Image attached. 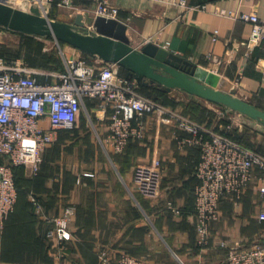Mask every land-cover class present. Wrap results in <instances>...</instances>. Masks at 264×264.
<instances>
[{
  "label": "crops",
  "instance_id": "1",
  "mask_svg": "<svg viewBox=\"0 0 264 264\" xmlns=\"http://www.w3.org/2000/svg\"><path fill=\"white\" fill-rule=\"evenodd\" d=\"M177 2L110 0L119 8L118 20L128 26L134 48L141 49L153 37L160 47L217 75L224 90L264 109V40L252 43L251 24L221 14L256 12L264 22V0H186L184 7ZM69 46L68 60L84 59L98 68L105 63ZM141 122L144 138L120 154L111 148L113 158L100 157L97 149L68 147L70 135L79 130V117L74 130L60 132L45 150L41 172L19 194L15 211L0 229V264H99L98 249L109 251L113 260L129 253L154 264H226L229 248L250 247L263 239L264 223L258 220L261 198L254 189L257 177L240 200L221 202L211 243L200 248L194 209L199 150L178 147L185 132L175 122L153 114ZM104 134L108 137L109 131ZM156 160L161 163L159 195L142 197L134 192L135 170ZM33 193L41 211L30 201ZM68 206L76 207L71 240L62 244L47 239V219L60 216ZM222 242L229 246H221Z\"/></svg>",
  "mask_w": 264,
  "mask_h": 264
},
{
  "label": "built area",
  "instance_id": "2",
  "mask_svg": "<svg viewBox=\"0 0 264 264\" xmlns=\"http://www.w3.org/2000/svg\"><path fill=\"white\" fill-rule=\"evenodd\" d=\"M0 1L16 7L35 5L50 19L54 8L57 13L68 11L71 17L81 14L86 23L84 31L88 33H95L96 17L118 19L120 13L110 0ZM177 3L186 6V0ZM221 14L251 24L252 43L259 44L264 40V22L256 12L222 11ZM87 16L92 17L88 22ZM146 42L154 43L155 40L150 37ZM88 98L98 99L100 109L110 115L107 142L116 153H123L131 140L144 138L141 119L155 113L164 121H176L184 130V137L178 140L180 149H200V162L195 172L198 184L194 193L200 248L205 249L211 243L212 225L220 219L221 202L224 199L240 200L257 177L261 198L258 220L264 222V155L260 152L226 134L181 118L176 112L145 97L138 89V82L122 75L115 63H104L98 68L84 59H69L65 72H55L33 68L22 59L7 60L0 56V229L15 211L19 198L14 168L24 167L37 176L41 172L45 150L59 139L61 131L74 129L78 112ZM160 178L159 160L139 166L134 174L140 194L150 199L159 195ZM30 198L37 211H41L37 197L31 194ZM75 214L76 207L68 206L60 216L47 219L52 224L47 238L62 244L71 240L70 225ZM221 246L229 245L222 242ZM97 256L99 264H154L148 258L128 253L113 260L105 249H98ZM226 264H264V238L250 247L229 248Z\"/></svg>",
  "mask_w": 264,
  "mask_h": 264
},
{
  "label": "water",
  "instance_id": "3",
  "mask_svg": "<svg viewBox=\"0 0 264 264\" xmlns=\"http://www.w3.org/2000/svg\"><path fill=\"white\" fill-rule=\"evenodd\" d=\"M95 33L84 31V17L73 22L45 17L35 5L14 6L0 1V30L51 38L115 63L128 71L127 77L146 86L158 84L167 91L174 89L222 105L249 119L264 123V110L242 99L235 92L219 86V77L197 67L155 43L134 48L127 35L128 26L118 20L96 17Z\"/></svg>",
  "mask_w": 264,
  "mask_h": 264
},
{
  "label": "rangeland",
  "instance_id": "4",
  "mask_svg": "<svg viewBox=\"0 0 264 264\" xmlns=\"http://www.w3.org/2000/svg\"><path fill=\"white\" fill-rule=\"evenodd\" d=\"M74 19L75 16L71 17L66 10L60 11L58 16V20L65 22H73ZM91 19L92 17L87 16L86 21L88 22ZM69 47L71 48V46ZM67 48L68 45L61 43L58 44L53 39L50 40L35 37L34 39L30 40L22 37L19 34L0 31V56L4 54L5 57H12L13 55H16L15 52L27 54V62L34 63L35 66L33 65V67H36V65H39V63L44 65L48 64L46 65L47 67L50 65L53 67V64H55L53 63V60L55 61L57 59L60 60V64L62 63L63 67L66 66V61L68 59L65 54V50ZM38 51L42 54L39 57L37 56ZM221 87L224 86L222 85ZM143 95L154 100L151 96H147L145 94ZM171 97L176 102L175 106L163 104L156 100L154 101H156L161 106L176 112L179 117L189 119L201 127H206L207 129H210L214 132L223 133L232 137L241 136V140L246 146L257 148L260 153L264 155V124L254 120L249 121L246 118H241L237 113L229 110L228 113L224 115L222 114L224 112L223 108L216 107L215 105L204 101L201 102L202 106L196 105L194 103L195 101H189L185 94H175ZM91 100L93 101V104L90 109L88 106V101L85 102L84 107L81 109L82 111L77 127L79 130L76 132L74 131L70 135L68 147H70L72 151L74 149H85V151L97 149V152L95 153H99L100 157H106L105 154H107L110 158L111 156L113 158L115 154L111 150V147L106 140V134H104V132L107 131L110 133V115L105 114L100 109V101L98 99ZM153 115L162 120V117H159L157 113ZM171 122L176 123V121ZM77 150L75 151L77 153L74 152V156L78 154ZM70 154H72L71 151ZM72 162H74L73 159ZM21 177H23L25 180L23 181V188L27 190L30 187L28 182L36 176H33L29 171H24L23 174L17 178L19 179ZM254 189L258 192V189ZM134 192L142 196L138 188H134ZM261 227L264 238V224Z\"/></svg>",
  "mask_w": 264,
  "mask_h": 264
},
{
  "label": "trees",
  "instance_id": "5",
  "mask_svg": "<svg viewBox=\"0 0 264 264\" xmlns=\"http://www.w3.org/2000/svg\"><path fill=\"white\" fill-rule=\"evenodd\" d=\"M58 16H59V13H57V9L54 8L53 11H52V13H51V18L54 19V20H58ZM15 34H19L22 37H24L26 39H30V40H32V39L35 38V36H29V35H26V34H23V33H15ZM44 39H50V40H52L51 38H44ZM61 44H64V43H61ZM15 53H16V55H13L12 57H5L4 54L1 55V57L5 58L7 60H16V59H21L22 58V60L25 61L29 66L33 67L34 63H28L27 62V57H26L27 54H22V53H17V52H15ZM40 55H42V54L38 51L37 52V56L39 57ZM53 63H55V64H53V67H52V65H50L51 67L50 66L47 67L46 65H48V64L44 65V64H40L39 63V65H36V67H33V68L42 69V70H48V71L50 70V71H55V72H65L66 71V66L63 67L62 66V63L60 64V60H58V59L55 60V61L53 60ZM48 68H50V69H48ZM121 74L127 77L128 72L126 70L125 71L123 70L121 72ZM39 79L40 80H44L43 77H39ZM148 86H150L152 88H149ZM148 86L146 87L144 84L138 83V89H139L140 92H142L143 94H145L147 96H151L154 100L159 101V102H161L163 104H168V105H171V106H175L176 105V102L171 97L172 95H175V94H185V96L188 97L189 101H195L194 103L196 105H199V106H202V104H201L202 101H204V102L206 101V100L201 99L199 97H196V96H193V95H189L187 93H184L183 91H180V90L174 89L172 91H167L163 87L159 86L158 84L148 85ZM86 101H88V106H89V109H90L91 106H92V104H93V101L90 98H88ZM213 105H215L217 107H220V108H223L224 111H228V108H226V107H224L222 105H217V104H213ZM260 109H263V108H260ZM81 111L82 110H80L78 112L77 118L80 117ZM229 111H232V110L229 109ZM232 112H234V111H232ZM234 113H236V112H234ZM250 120H252V119H250ZM257 122H259V121H257ZM259 123H262V122H259ZM262 124H264V123H262ZM74 129H72V130H74ZM72 130H68V131H72ZM228 136H230V135H228ZM230 137H232V136H230ZM232 138L244 144V142L241 140V136L240 137H232ZM133 142H135V140H131L130 143H129V145L132 144ZM247 147H249L251 149H254V150L260 152L257 148H254L252 146H247ZM194 148H196V149L199 150L200 157H201V151H200V149L198 147H194ZM199 162H200V160H199ZM24 171H26V169L24 167H15L14 168L15 181H16V184H17V187H18V190H19V194L25 191V189L23 188V181H25V180H24L23 177H21L19 179L17 177H20L23 174ZM195 171H196V169H195ZM30 201H31V198H30ZM31 203H32V201H31ZM194 209H195V206H194ZM195 215H196V213H195ZM49 224H50V226H49L48 230L52 228V224L51 223H49ZM46 238H47V236H46ZM130 255H132V254H130Z\"/></svg>",
  "mask_w": 264,
  "mask_h": 264
}]
</instances>
